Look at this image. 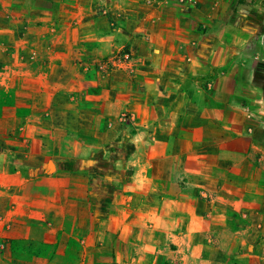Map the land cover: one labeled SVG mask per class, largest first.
<instances>
[{"label":"rangeland","instance_id":"1","mask_svg":"<svg viewBox=\"0 0 264 264\" xmlns=\"http://www.w3.org/2000/svg\"><path fill=\"white\" fill-rule=\"evenodd\" d=\"M242 2L0 0V264H264L258 230L213 236L226 250L194 237L183 258L162 221H124L131 196L139 213L159 204L165 180L146 192L142 169L166 152L167 106L210 81Z\"/></svg>","mask_w":264,"mask_h":264},{"label":"crops","instance_id":"2","mask_svg":"<svg viewBox=\"0 0 264 264\" xmlns=\"http://www.w3.org/2000/svg\"><path fill=\"white\" fill-rule=\"evenodd\" d=\"M227 20L238 32L231 35L228 29L232 37L216 41L210 61L220 67L200 72L210 77L207 85L195 93L181 90L179 100L167 106L174 116L166 130V152L159 161L150 157L142 169L146 192L152 175L165 180L159 204L150 213H139L132 196L126 201L131 208L124 221L166 225L172 256L200 253L203 246L194 237H206L207 246L226 250L234 242L220 241L218 247L212 237L242 236L247 244L257 230L264 235V225L258 229L251 222L264 214V0L232 3ZM224 57L225 63L220 62ZM162 162L166 167L161 171ZM231 212L242 224L230 225Z\"/></svg>","mask_w":264,"mask_h":264}]
</instances>
